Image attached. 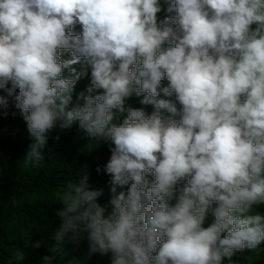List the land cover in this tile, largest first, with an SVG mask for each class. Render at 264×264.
Returning <instances> with one entry per match:
<instances>
[{"label":"clouds","instance_id":"obj_1","mask_svg":"<svg viewBox=\"0 0 264 264\" xmlns=\"http://www.w3.org/2000/svg\"><path fill=\"white\" fill-rule=\"evenodd\" d=\"M0 186L16 207L61 205L54 239L82 241L85 264L256 249L264 0H0Z\"/></svg>","mask_w":264,"mask_h":264},{"label":"trees","instance_id":"obj_2","mask_svg":"<svg viewBox=\"0 0 264 264\" xmlns=\"http://www.w3.org/2000/svg\"><path fill=\"white\" fill-rule=\"evenodd\" d=\"M162 9L168 6V0L162 3ZM168 13L161 12V19ZM79 29L73 28L75 34H79L81 26L77 24ZM79 70V67H77ZM167 80L162 81L163 86H167ZM138 97L134 96L131 107H136ZM163 99H174L163 97ZM179 107V105L177 104ZM82 149V145L75 147L71 151L65 152V160L75 158V154ZM69 170L68 166L49 167L51 177L54 180L65 179L66 173ZM49 185V184H48ZM63 186V185H62ZM19 191H24L23 185L16 186ZM61 187L60 191H62ZM52 205L46 208H23L21 205L17 207L8 202L4 196V187L0 186V264H43L42 257L45 255H53V250L56 251V264H59L58 258L69 261L70 264H85L86 256L85 249L82 247V241L74 242L64 240L57 246V241L54 239V233L61 223L60 218L56 215L57 209L60 206L51 208ZM257 211L264 213V208L259 207ZM211 223V217L205 222V227ZM39 242V247H35V243ZM25 253L23 260L16 259L17 251ZM252 261L255 264H264V242L253 250L245 249L237 251L229 260L225 258L222 264H248Z\"/></svg>","mask_w":264,"mask_h":264},{"label":"rangeland","instance_id":"obj_3","mask_svg":"<svg viewBox=\"0 0 264 264\" xmlns=\"http://www.w3.org/2000/svg\"><path fill=\"white\" fill-rule=\"evenodd\" d=\"M163 1H164V0H159L160 4H161ZM166 1H167V0H166ZM161 12L164 14V11H163V10H162ZM158 15H159V17H161V13H159ZM75 27H79V26L76 25ZM261 207L264 208V206H261ZM103 264H110V260H109V259H104Z\"/></svg>","mask_w":264,"mask_h":264}]
</instances>
